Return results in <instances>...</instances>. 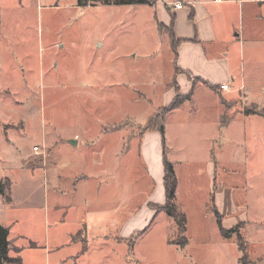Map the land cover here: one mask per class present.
<instances>
[{
    "label": "rangeland",
    "instance_id": "1",
    "mask_svg": "<svg viewBox=\"0 0 264 264\" xmlns=\"http://www.w3.org/2000/svg\"><path fill=\"white\" fill-rule=\"evenodd\" d=\"M222 6L218 26L255 24L258 4L244 3L242 15L237 3ZM164 11L158 0H0V226L18 259L6 264H238V240L222 236L214 205L222 228L240 224L248 260L263 263L262 83L248 77L243 42L230 45L242 84L227 85L234 94L178 79ZM177 84L190 100L163 128L182 234L148 206L165 191L140 145L160 135L144 127L160 122Z\"/></svg>",
    "mask_w": 264,
    "mask_h": 264
},
{
    "label": "crops",
    "instance_id": "2",
    "mask_svg": "<svg viewBox=\"0 0 264 264\" xmlns=\"http://www.w3.org/2000/svg\"><path fill=\"white\" fill-rule=\"evenodd\" d=\"M158 1L167 10L162 15V21L170 22L171 16L173 17L172 33L175 40L179 41L175 50V64L180 69V73L176 75L178 79H184L185 76V79H188L187 72L192 77H199L203 81H206L207 84H212L216 87L227 83L229 87L236 86V89L241 88L242 84L240 83L241 79L237 72L236 58L232 57L230 45L231 43L238 42L241 44L243 42L246 44L245 52L248 53V61L246 62L248 77L259 78V82L262 83L261 89L264 91V0ZM175 1L182 2V6L179 9L173 7ZM228 3H237V8H239L241 15L244 11V3L250 5L258 4L259 9L254 8V11L248 14L250 19L254 20L251 22H255V24L249 26L250 20H248V22L245 21V25L242 24L237 27L233 24L228 27L218 26L216 20L218 21L220 19L221 14H226V9L222 5ZM224 17L226 16H222L221 18ZM260 45L262 47H259ZM259 49H261L260 52L262 54L258 52ZM187 83L191 87L190 82L187 81ZM223 91L226 92L228 90ZM233 92L234 90L231 88L228 94H234ZM159 139L160 135L157 132L145 133L140 145H142L141 152L146 164V171L150 175L152 182L159 183L160 186H158V189H161V183L163 185V166L161 164L163 147L161 145V139ZM161 190H163V187ZM156 203L161 204V201L158 200ZM129 220L130 218L127 219L128 222ZM248 225L249 223L243 232L246 231ZM263 231L264 226L261 224L259 230V246L261 245V255L263 257L261 256L259 260L264 258ZM107 236L105 235L103 237ZM246 241L247 243H254L253 240L248 241L246 239ZM249 264L257 263L249 260ZM261 264H264V261Z\"/></svg>",
    "mask_w": 264,
    "mask_h": 264
},
{
    "label": "trees",
    "instance_id": "3",
    "mask_svg": "<svg viewBox=\"0 0 264 264\" xmlns=\"http://www.w3.org/2000/svg\"><path fill=\"white\" fill-rule=\"evenodd\" d=\"M157 0H115L114 2H110L109 0H76L77 6H86V5H97V4H114V5H119V4H127V5H134V4H154ZM173 17L171 16L170 19V25L173 30ZM173 36V33H172ZM174 45V50H176V46L179 43V41L175 40L174 36L172 38ZM178 69V68H177ZM180 71V69H178ZM179 74V73H178ZM177 75V74H176ZM187 77L191 76L190 73L186 72ZM204 84H206L210 89L217 88L214 85L207 84L206 81H202ZM175 93L174 96H172L171 100L166 103V106L163 108V112L161 115L158 117L160 119V122H155L150 126L149 124L145 125L144 129L145 130H152L156 129L159 131L160 136H161V145L163 147L162 150V166H163V190L164 192V202L159 204V203H154V204H148V206L156 213L158 210H162L163 212L166 213V215L172 217L177 223V229L178 233L182 234L185 231L186 228V219L185 215L178 209V206L174 203V195L176 191V186H177V176L174 173L172 164L170 160H167V150L166 146L164 145V128H163V121L165 114H167L169 111L178 108L181 106V104L186 101L190 100V95L191 91H188L186 93H179V85L177 84L175 88ZM220 89V88H217ZM259 114L264 116L263 111H257ZM256 112V113H257ZM249 113V112H248ZM158 116V115H156ZM3 187L0 183V194L3 192ZM213 201V198H212ZM213 211L215 214V217L217 218V222L219 225V231L222 234V236L225 239H230L233 235L237 238L238 243L237 246L239 248L240 256L238 257V264H249V260L247 258V253H246V248L241 246V232H239L241 226L240 224H236L230 229H224L221 227V215L218 211V209L213 206ZM7 234L8 230L6 227L0 226V264H6L10 262H15L18 261V259L11 258L7 255V249L9 245V241L7 239Z\"/></svg>",
    "mask_w": 264,
    "mask_h": 264
},
{
    "label": "built area",
    "instance_id": "4",
    "mask_svg": "<svg viewBox=\"0 0 264 264\" xmlns=\"http://www.w3.org/2000/svg\"><path fill=\"white\" fill-rule=\"evenodd\" d=\"M218 1H221V0H218ZM182 6V2H178V1H175L174 3H173V7L175 8V9H179L180 7ZM223 90H226L228 87H227V84L225 85V84H222L221 86H220Z\"/></svg>",
    "mask_w": 264,
    "mask_h": 264
},
{
    "label": "water",
    "instance_id": "5",
    "mask_svg": "<svg viewBox=\"0 0 264 264\" xmlns=\"http://www.w3.org/2000/svg\"><path fill=\"white\" fill-rule=\"evenodd\" d=\"M69 142H70L71 144H76V140H75V139H71Z\"/></svg>",
    "mask_w": 264,
    "mask_h": 264
}]
</instances>
